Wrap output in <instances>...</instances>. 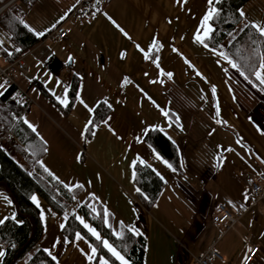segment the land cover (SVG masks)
<instances>
[{
  "label": "crops",
  "instance_id": "crops-1",
  "mask_svg": "<svg viewBox=\"0 0 264 264\" xmlns=\"http://www.w3.org/2000/svg\"><path fill=\"white\" fill-rule=\"evenodd\" d=\"M79 1L59 9L55 21L47 23L38 16L30 23L32 10L27 8L26 13L24 8L25 26L37 37L47 35L19 56L26 71L15 77L29 100L23 121L35 127L36 131L30 129L45 149L39 165L66 188H79L77 204L100 214L114 237L123 228L143 234L144 264H195L194 258L209 249L223 257L216 264H243L256 246L251 264H264V200L251 205L245 183L246 176H257L264 169V84L257 79L258 88L253 86L217 52L195 41L198 33L203 35L201 22L215 4L105 0L83 26L65 22L72 29L67 40L50 37ZM243 18L264 27L263 11L255 20L245 13ZM17 50L0 27V66L9 64ZM259 71L264 76V69ZM74 77L79 88L68 115L33 85L38 82L65 108ZM5 90L0 85V93ZM101 102L110 106L111 113L85 143L93 109ZM155 129L177 147L180 172L143 140ZM136 164L148 166L163 182L149 211L136 199ZM32 197L43 225L39 249L55 257L57 264H111L103 257L95 262L94 247L80 234L82 239H77L78 233L65 243L64 218L53 215L38 195ZM223 200L249 207L228 231L210 220L215 205ZM14 215L12 201L0 193V221ZM76 218L97 238L82 216Z\"/></svg>",
  "mask_w": 264,
  "mask_h": 264
},
{
  "label": "trees",
  "instance_id": "trees-1",
  "mask_svg": "<svg viewBox=\"0 0 264 264\" xmlns=\"http://www.w3.org/2000/svg\"><path fill=\"white\" fill-rule=\"evenodd\" d=\"M9 1L0 0V7ZM37 1L39 0H16L0 13V27L18 49L10 57V63L47 38V35L35 36L24 24L25 9L34 6ZM248 2L249 0H219L215 3L218 14L209 21L213 31L209 33L205 43L208 49L218 54L222 52L234 63L239 64L240 71L244 72L243 77H247L245 79L258 88L259 82L255 73L261 69L260 65L264 62V36L240 15L241 9ZM153 56L154 53L151 57ZM33 85L64 115L71 112L79 88L76 77L68 85V103L65 108L58 106L38 82L33 81ZM15 91L16 87L12 86L0 95V183L7 186L10 195L1 185L0 193H4L9 199L12 196L18 209V215L15 213L14 217L6 218L0 223V244L4 247L1 264H11L16 253L30 239L33 234L32 222L35 227L33 240L15 264L20 261H25V264H57L50 253L37 247L43 225L38 209L31 202L33 195H38L53 215L64 218L62 236L65 243H71L78 233L96 249L95 262L103 257L111 264H118L104 248L105 240L123 255L129 264H144L147 241L143 234L123 228L120 235L114 237L100 214L95 216L85 204H77L79 188H66L39 165V159L45 149L34 132L24 123L22 113L26 111V114L29 107L21 104L20 96L13 98ZM110 113V106L104 102L93 109L91 121L85 130V143L91 139L94 128ZM143 140L176 171H181L177 147L161 131L150 130L144 134ZM134 185L139 205L149 211L163 188L162 180L148 166L136 164ZM77 214L95 229L99 239L91 236L80 225Z\"/></svg>",
  "mask_w": 264,
  "mask_h": 264
},
{
  "label": "built area",
  "instance_id": "built-area-1",
  "mask_svg": "<svg viewBox=\"0 0 264 264\" xmlns=\"http://www.w3.org/2000/svg\"><path fill=\"white\" fill-rule=\"evenodd\" d=\"M105 0H80L65 17L64 21L60 23L51 32L50 37L57 41H65L72 32L68 26H64L65 22H75L78 26H83L86 18H88L95 8V6L104 3ZM4 9L0 7V13ZM26 66L21 58H18L6 66H0V85L4 88L16 87L13 98L21 97V104L26 108L29 107V100L21 94L16 85L15 77L20 72H25ZM24 111L22 117L25 115ZM246 186L251 196V205H255L264 200V169L257 176L248 175L245 178ZM248 206L231 200H223L215 205L210 218L212 224L216 227L222 228L224 231L232 229L239 221L242 214L247 212ZM235 213V214H233ZM259 247L256 246L247 255L243 264H251L254 256L258 252ZM195 264H216V262L223 261V257L214 249H209L201 256L194 258Z\"/></svg>",
  "mask_w": 264,
  "mask_h": 264
},
{
  "label": "snow or ice",
  "instance_id": "snow-or-ice-1",
  "mask_svg": "<svg viewBox=\"0 0 264 264\" xmlns=\"http://www.w3.org/2000/svg\"><path fill=\"white\" fill-rule=\"evenodd\" d=\"M219 0H208V4L209 5H213L215 3H218ZM186 3V0H185ZM218 14V10L215 7L210 8V10L208 11V13L205 15V17L203 18L202 22H201V27L205 28V31L203 33V35L201 34H197L194 39L196 42L204 45V47H208V45L205 43V39L208 38L209 33H211L213 31L212 27L208 24V22L213 19L214 15ZM240 15L243 16L244 13L241 11ZM253 28H256L257 31L260 33L261 36H264V27H260L258 25L253 24L252 25ZM126 35V33H125ZM155 46V45H154ZM175 51V49H174ZM10 54V53H9ZM220 56H222L225 60L228 61L229 64H231V66L235 69H237V71H240V65L237 63H234L232 60H230L228 58V56H226L224 53H219ZM147 58V56H146ZM187 62V61H186ZM157 67H159V64L157 63ZM260 67L262 69H264V62L261 63ZM168 77L171 78L172 77V73H167ZM240 75L244 76V72L240 71ZM257 79L260 81L261 84H264V76H262V73L260 71H257L255 73ZM247 79V77H245ZM213 92H215V88H213ZM2 94V93H0ZM60 98H58L59 100ZM60 103L62 104H66V101L64 100H60ZM81 103H83V101L81 100ZM217 115H219V111H217ZM219 123V121H217ZM25 124H28L29 128H32L33 131H36L35 127L30 124L27 120H24ZM167 163V162H165ZM169 167H171V165H168ZM47 171V169H45ZM78 187H82V186H78ZM137 191H139V189H137ZM32 199L35 201V197H32ZM0 223H3V221H0ZM83 223V221H82ZM85 227H88V225H85ZM90 231H92V234L95 235L97 237V239H99V235L92 229H89ZM131 230V229H130ZM77 239H82V237L79 236V234H77ZM105 247L108 248V250L112 253L113 256L116 257V259H118L119 261H121V264H128V261L124 258V256H122L118 251H116V249L114 247H112L111 245H109L106 241L104 242ZM96 249L93 248L92 249V253L93 255L95 254ZM4 255L3 252H0V257H2ZM53 259H55V257H53ZM89 259H91V257H89ZM101 264H107V261H102Z\"/></svg>",
  "mask_w": 264,
  "mask_h": 264
},
{
  "label": "rangeland",
  "instance_id": "rangeland-1",
  "mask_svg": "<svg viewBox=\"0 0 264 264\" xmlns=\"http://www.w3.org/2000/svg\"><path fill=\"white\" fill-rule=\"evenodd\" d=\"M78 0H43L42 3L37 6H32L30 9L29 17H32V20L29 21L32 23V21L36 20V17H40L43 19L44 23H47L48 21H55V16L59 9L63 7H67L69 4H73L74 2H77ZM264 0H249L247 9L245 10V15L249 17L251 20H255L256 14L264 12ZM30 9L26 10V13H28ZM38 18V20L40 19ZM7 89V88H6ZM4 251L3 245L0 244V252ZM21 262V261H20ZM1 264V260H0Z\"/></svg>",
  "mask_w": 264,
  "mask_h": 264
},
{
  "label": "water",
  "instance_id": "water-1",
  "mask_svg": "<svg viewBox=\"0 0 264 264\" xmlns=\"http://www.w3.org/2000/svg\"><path fill=\"white\" fill-rule=\"evenodd\" d=\"M14 1L16 0H10L8 3H6L5 5L2 6L3 9H5L7 6H9L10 4H12ZM1 186H3L7 192L8 195H10V191L9 189L7 188V186L3 183H0ZM10 199L13 203V206H14V210H15V213L18 215V209H17V204H16V201L14 200V198L12 196H10ZM28 219H30L29 217H27ZM32 222V220H30ZM32 226H33V234H34V231H35V227H34V223L32 222ZM33 234L32 236L30 237V239L21 247V249L16 253V255L14 256L11 264H15L16 261L18 260V257L22 254V252L29 246V244L31 243V241L33 240Z\"/></svg>",
  "mask_w": 264,
  "mask_h": 264
}]
</instances>
